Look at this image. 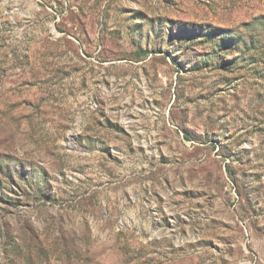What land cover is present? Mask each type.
Masks as SVG:
<instances>
[{
  "label": "rangeland",
  "instance_id": "rangeland-1",
  "mask_svg": "<svg viewBox=\"0 0 264 264\" xmlns=\"http://www.w3.org/2000/svg\"><path fill=\"white\" fill-rule=\"evenodd\" d=\"M0 264H264V0H0Z\"/></svg>",
  "mask_w": 264,
  "mask_h": 264
}]
</instances>
